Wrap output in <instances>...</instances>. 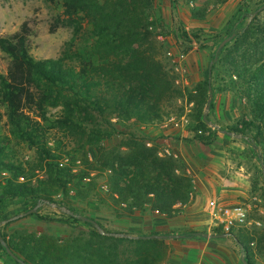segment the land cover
Here are the masks:
<instances>
[{
	"label": "trees",
	"instance_id": "trees-1",
	"mask_svg": "<svg viewBox=\"0 0 264 264\" xmlns=\"http://www.w3.org/2000/svg\"><path fill=\"white\" fill-rule=\"evenodd\" d=\"M45 1L59 4L62 17L56 22L71 30L61 56L35 60L29 53V30L25 23L18 31L0 36V52L9 59L6 74H0V105L9 134L5 135L0 127V214L13 201L25 204L26 211L38 205H55L76 226L63 240L18 232L6 239L1 234L0 250L6 253L2 240L14 256L9 255L13 264H165L168 246L164 239L108 235L157 233L109 231L100 222L83 216L73 205L83 201L95 207L110 204L121 211L119 218L146 210L170 218L178 212L175 205H183L189 199L192 180L183 163L164 153L142 131L162 122L161 104L175 94L173 76L159 59L163 45L150 27L153 0ZM217 1L224 4L228 0ZM191 16L200 19L203 15L196 12ZM263 27L254 16L228 43H233L231 47L226 44L217 54L214 50L210 59L211 71L220 72L217 66L221 64L226 67L228 77L238 82L237 88L243 89L254 112L262 115L263 49L256 61H250L247 54L249 50L255 51L259 43L264 45ZM186 34L181 33L189 40ZM56 106L61 107L60 115L49 119V109ZM193 117L196 130L209 129L201 110ZM115 124L136 129L117 145L103 147V141L122 134ZM249 126L245 123L241 128L226 131L247 137ZM51 130L71 136L74 144L71 155L68 154L69 165H61L62 153L48 147ZM11 139L34 148L39 167L27 168L18 162L8 151ZM196 139L207 141L202 135ZM88 147L95 149L94 162L88 159ZM78 157L84 164L81 168L75 164ZM3 173L8 177L2 179ZM83 218L95 221L105 234ZM65 220L59 222L66 224ZM212 233L226 234L221 228ZM243 250L250 264L246 247Z\"/></svg>",
	"mask_w": 264,
	"mask_h": 264
},
{
	"label": "rangeland",
	"instance_id": "rangeland-1",
	"mask_svg": "<svg viewBox=\"0 0 264 264\" xmlns=\"http://www.w3.org/2000/svg\"><path fill=\"white\" fill-rule=\"evenodd\" d=\"M228 1V4L224 6V4L218 3L217 0H153L149 17V22L152 23L150 27L158 34L156 36L158 43L163 45L159 59L173 76L175 90V94L166 97L161 104L162 122L169 117L179 119L181 116H185L187 123L184 126L179 124L178 126L169 125L167 127L171 130L184 131V135L180 133L178 136L172 137V140L165 139L166 136L155 138L152 136V138L149 135L153 133L150 134V132L145 131V127L142 131L161 149L167 147L170 152L172 148L170 143L178 144L182 141L196 144L193 147L199 152L200 145H203V149H208V145L216 137H229L235 146L230 154L235 155L237 160L243 164L241 165L243 170L240 171L243 173L244 179L247 180L245 183L249 187V195L245 202L252 207L250 217H253L256 222L260 220L263 223L261 229H250L244 235H254L250 236L251 241L256 242L257 240V242L264 243V115L254 112L253 105L245 96L243 89L237 88L238 82L234 77L232 79L228 77V70L222 64L217 66L220 72H217V70L211 71L208 84L210 59L212 54L215 53L214 50H216L217 44L224 37L228 38L233 35L232 39L226 44L230 43L236 34L251 22L254 16H256L257 22L264 26V8H262L264 0ZM196 12L202 13L203 16L200 19L191 16L192 13ZM61 13L62 9L59 4H51L45 0H0V36L18 31L21 25L25 23L29 30L28 48L30 55L35 60L56 59L61 56L64 44L71 37V30L56 22L59 16L62 17ZM216 26H218L217 30H215ZM181 31L187 33L189 40L184 39ZM200 44L204 47L201 48ZM232 44H228V46L231 47ZM261 49H263L262 57L264 59V45L259 43L255 51L253 49L248 51L247 57L249 60L256 61L259 59ZM8 66L9 59L0 52V74L5 75ZM209 98L211 101L207 104ZM206 106H208L207 119L217 125L219 130L241 128L245 123H248L251 125L246 129L248 136L237 134L240 138H235L223 134L217 129L209 127V125H207L209 129L203 132L196 130L193 115L201 110L203 116ZM60 111V106L52 107L49 109L47 116L49 119H55L60 115ZM158 125H152L153 129H157ZM0 127L5 135H9L4 117V108L1 105ZM115 128L122 134L113 135L107 141H103V147L111 148L117 145L119 141L127 137L129 132L136 129L133 126L118 124H115ZM199 135L204 136L207 141H198L196 137ZM49 137L50 144H48V147L62 153L63 158L60 164L63 166L69 165L71 158L68 154L71 155L74 144L71 136L57 130H51ZM8 151L27 168L39 167L40 160L37 151L21 141L11 139ZM87 154L88 159L94 162L96 159L94 147H88ZM180 161L183 163L181 159ZM75 164L77 168L84 166L79 157ZM41 165L45 166L43 162ZM183 165L186 168L185 163ZM239 168L240 164L237 170ZM43 170L45 171V167ZM7 177L4 173L1 175L2 179ZM56 199L59 200L60 195H57ZM73 205L83 216L100 222L109 231H127L128 225L113 221L127 216L123 215L119 218L118 213H121V211L110 204L95 207L92 203L83 201L73 202ZM25 209L26 206L22 202L13 201L7 205L3 214H0V217L6 219L4 221L0 219V235L2 234L6 239H9L16 232L19 234L31 233L36 236L45 234L63 240L71 234L73 229L71 227L76 226L71 225V219L67 215L64 216L55 205H38L29 211ZM258 211H262V214H259ZM69 215L71 216V212H69ZM62 218L63 220L66 219V224L59 222ZM163 218L167 217L164 215ZM188 230H191V228L173 229V231H166L165 235L168 236L169 233L180 234ZM158 232L162 231H151L150 233ZM164 241L167 243V240ZM3 243L5 244V242ZM261 247L264 250V246ZM250 254L252 257L255 256L252 251ZM262 263H264V260H262ZM0 264H13L8 253L1 250Z\"/></svg>",
	"mask_w": 264,
	"mask_h": 264
},
{
	"label": "crops",
	"instance_id": "crops-1",
	"mask_svg": "<svg viewBox=\"0 0 264 264\" xmlns=\"http://www.w3.org/2000/svg\"><path fill=\"white\" fill-rule=\"evenodd\" d=\"M228 2L224 3V6ZM227 15L229 16L228 12ZM218 26L215 27V30ZM144 130L150 134L153 133L149 135L150 137L166 136L165 139L169 140L180 133L184 135V131L168 129L162 126V123L158 125L157 129H153L151 125L145 127ZM170 144L171 152L167 147H163V151L180 158L185 163L186 170L192 180V190L188 202L177 208V214L170 218H163L164 215L149 213L146 210L141 213L135 212L131 217L113 221L128 225L127 231L133 233L162 231L158 232L157 235L167 236L165 235L166 231L189 227L191 230L188 231L208 232L207 234L215 235L212 233L215 227L210 222L209 203L215 202L224 206H233L246 203L245 200L249 195V187L245 183L247 180L244 179V175L240 171L243 170L241 167L243 164L237 160L235 155L230 154L235 146L229 137H216L208 145V149H203V145H200L199 152L193 147L196 144L182 141L178 144ZM173 146H175L174 149ZM239 164L240 168L237 170ZM251 211L248 215L247 226L232 230L238 238L233 234H227L226 231H224L226 234H221L225 235L221 238H202L195 235L184 236L182 233H169L164 239L167 240L168 246V258L165 264H242L240 261L241 248L238 243L243 246V249L246 247L250 264H264L262 263L264 250L261 247L264 246V243L257 242V240L256 242L251 241V235H244L250 229H261L263 225L262 221L256 222L253 217H250ZM258 212L262 214V211ZM251 251L255 253V256H251Z\"/></svg>",
	"mask_w": 264,
	"mask_h": 264
},
{
	"label": "built area",
	"instance_id": "built-area-1",
	"mask_svg": "<svg viewBox=\"0 0 264 264\" xmlns=\"http://www.w3.org/2000/svg\"><path fill=\"white\" fill-rule=\"evenodd\" d=\"M186 123L187 119L185 116H181L179 119H176L175 117H169L164 122H162V126H178L179 124L184 126ZM164 153L168 154L167 151H164ZM183 205L177 204L175 205V208H180ZM250 211L251 206L250 204L246 203H240L233 206H224L215 202L209 203L211 225L215 228H221L226 232L246 227L248 224V215ZM256 226H259V224H256Z\"/></svg>",
	"mask_w": 264,
	"mask_h": 264
},
{
	"label": "water",
	"instance_id": "water-1",
	"mask_svg": "<svg viewBox=\"0 0 264 264\" xmlns=\"http://www.w3.org/2000/svg\"><path fill=\"white\" fill-rule=\"evenodd\" d=\"M264 8V6L262 7ZM255 14V13H254ZM233 35L224 39L217 47L216 49V54L220 51V49L228 42L232 39ZM211 65L212 63L209 64V68H208V84L210 82V76H211ZM208 90H209V96H210V87L208 85ZM210 98L207 100V104L210 103ZM207 109H208V106H206L205 108V112L203 114V121L204 123H206L207 125H209V127L213 128V129H217L219 130V127L213 123H211L208 119H207ZM223 134H226V135H229V136H232V137H235V138H240L239 135L237 134H234V133H230L226 130H220ZM263 182H264V177H263ZM84 219V218H83ZM86 221H88L89 223H91L92 225L95 226V228L101 233V234H105L103 232V230L98 226V224L95 222V221H92V220H89V219H84ZM108 235L110 236H115V237H124V238H129V239H137V238H145V239H165L167 238V236H164V235H149V236H136V235H129V234H119V233H108ZM195 236H199V237H202V238H221V237H224L225 235H212V234H207V233H200V232H196L194 234ZM171 237V236H170ZM2 245L5 247V250L6 252L8 253V255H10L11 257L14 258L13 254L10 252V250L8 248H6L5 244L3 243V241H1ZM239 247L241 248V251H240V261L242 264H247V261L245 259V252L243 250V246L241 244H239Z\"/></svg>",
	"mask_w": 264,
	"mask_h": 264
}]
</instances>
